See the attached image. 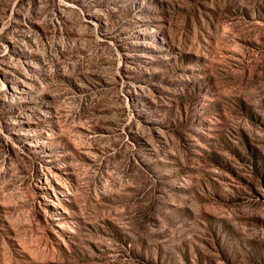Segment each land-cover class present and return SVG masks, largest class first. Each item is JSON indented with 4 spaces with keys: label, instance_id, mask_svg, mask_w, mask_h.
Here are the masks:
<instances>
[{
    "label": "rangeland",
    "instance_id": "374dc122",
    "mask_svg": "<svg viewBox=\"0 0 264 264\" xmlns=\"http://www.w3.org/2000/svg\"><path fill=\"white\" fill-rule=\"evenodd\" d=\"M0 264H264V0H0Z\"/></svg>",
    "mask_w": 264,
    "mask_h": 264
}]
</instances>
